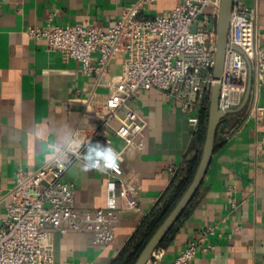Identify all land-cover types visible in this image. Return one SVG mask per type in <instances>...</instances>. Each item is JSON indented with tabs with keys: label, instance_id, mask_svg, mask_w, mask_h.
I'll return each instance as SVG.
<instances>
[{
	"label": "crops",
	"instance_id": "crops-1",
	"mask_svg": "<svg viewBox=\"0 0 264 264\" xmlns=\"http://www.w3.org/2000/svg\"><path fill=\"white\" fill-rule=\"evenodd\" d=\"M139 1L0 0V220L19 172H33L56 157L67 160L62 149L74 131L103 122L104 113L92 105L103 102L123 64V54H117L101 77L84 76L78 61L48 50L44 39L27 35V28L50 22L107 29L124 7ZM178 1L143 3L140 14H167ZM245 2L256 8L258 42L264 48V0ZM257 100L264 106L262 87ZM128 106L145 119L146 126L136 138L143 147L127 146L115 135L123 112L107 132L137 206L126 208L118 199L119 223L107 244L94 243L88 232H52L49 242L55 264H110L167 188L172 178L169 168L178 169L186 155L193 156L187 152L194 128L163 92L141 90ZM89 163L77 160L66 173L75 187L74 205L83 210L101 208L106 201V172L86 171ZM200 193L192 214L176 227L166 246L153 252L150 262H169L188 241L204 234L194 264H264V114L247 117L227 139L216 137Z\"/></svg>",
	"mask_w": 264,
	"mask_h": 264
},
{
	"label": "built area",
	"instance_id": "built-area-1",
	"mask_svg": "<svg viewBox=\"0 0 264 264\" xmlns=\"http://www.w3.org/2000/svg\"><path fill=\"white\" fill-rule=\"evenodd\" d=\"M154 1L140 0L124 7L114 25L107 29L50 22L27 28V35L44 39L48 50L78 61L84 76L101 77L117 54H123V64L118 81L110 86L103 102L92 105L104 113L103 122L95 128L74 131L62 149L67 160L56 157L33 172L16 175L5 216L0 220V264H55L49 242L52 232H88L96 244L114 239L119 223L118 199L129 209L137 206V200L124 184L120 154L107 128L123 112L115 135L127 146L136 143L143 147V142H136V138L146 126L145 119L128 106L141 90L163 92L166 100L179 105L195 130L199 112L209 101L214 83L219 84L220 111L240 105L248 83L246 56L252 69L248 101L242 110L227 113L221 119L229 121L218 129V136L227 139L247 117L264 114V106L258 105L257 100L259 89L264 88V48L258 42L256 8L245 0H232L223 70L215 79L221 0H179L167 14L141 15V5ZM96 142L100 150L110 147L117 153V166L104 170L105 205L94 210L78 209L74 205L75 187L66 179V173L73 162L87 159ZM169 171L173 176L177 168L171 166ZM204 241V234L191 239L175 258L163 264H194ZM146 264H152L150 259Z\"/></svg>",
	"mask_w": 264,
	"mask_h": 264
},
{
	"label": "water",
	"instance_id": "water-1",
	"mask_svg": "<svg viewBox=\"0 0 264 264\" xmlns=\"http://www.w3.org/2000/svg\"><path fill=\"white\" fill-rule=\"evenodd\" d=\"M231 9L232 0H221L217 17L215 64L213 68V74L215 79H218L220 77L223 70L225 49L228 44L227 32L229 27ZM239 51L242 53L241 50ZM245 60L248 66V83L240 105L230 111H220L217 105L219 96V84L216 82L212 85L209 97L208 119L206 124L204 142L193 177L189 185L177 201V203L174 205V207L171 209V211L168 213V215L165 217V219L162 221V223L147 241L134 264H146V262L151 258L153 252L159 247V244L162 239L179 219L183 210L186 208V206L194 197L195 193L202 184L215 148L216 131L221 119L227 113L238 112L242 110L243 107L246 105L249 98L252 83V69L251 63L246 56Z\"/></svg>",
	"mask_w": 264,
	"mask_h": 264
},
{
	"label": "trees",
	"instance_id": "trees-1",
	"mask_svg": "<svg viewBox=\"0 0 264 264\" xmlns=\"http://www.w3.org/2000/svg\"><path fill=\"white\" fill-rule=\"evenodd\" d=\"M208 107L209 101L206 102V104L200 110L198 125L192 134V139L190 141L187 154L193 153V156L188 158L186 155V158L172 176L171 181L169 182L163 194L159 197L147 215L141 220L132 235L128 238L110 264H134L147 241L150 239V237L153 235V233L156 231V229L159 227V225L162 223L189 185L199 161L200 148L204 142L208 119ZM228 121V119H223L218 125L216 131L217 138L218 129ZM200 197L201 193L199 187L194 197L183 210L179 219L160 242L159 247L166 246L170 242L175 234L176 227L192 214L199 202Z\"/></svg>",
	"mask_w": 264,
	"mask_h": 264
},
{
	"label": "clouds",
	"instance_id": "clouds-1",
	"mask_svg": "<svg viewBox=\"0 0 264 264\" xmlns=\"http://www.w3.org/2000/svg\"><path fill=\"white\" fill-rule=\"evenodd\" d=\"M98 144L99 142H96V145ZM87 159L93 162L87 165L85 169L86 171L93 168L104 171L107 168L117 166V153L110 147H105L104 149L100 150L98 147L93 146V148L89 149Z\"/></svg>",
	"mask_w": 264,
	"mask_h": 264
},
{
	"label": "rangeland",
	"instance_id": "rangeland-1",
	"mask_svg": "<svg viewBox=\"0 0 264 264\" xmlns=\"http://www.w3.org/2000/svg\"><path fill=\"white\" fill-rule=\"evenodd\" d=\"M201 149H202V146H201V148H200V153H201ZM200 156V155H199Z\"/></svg>",
	"mask_w": 264,
	"mask_h": 264
}]
</instances>
